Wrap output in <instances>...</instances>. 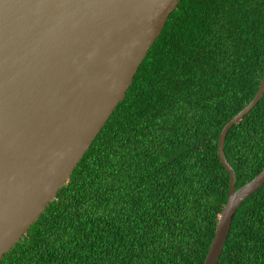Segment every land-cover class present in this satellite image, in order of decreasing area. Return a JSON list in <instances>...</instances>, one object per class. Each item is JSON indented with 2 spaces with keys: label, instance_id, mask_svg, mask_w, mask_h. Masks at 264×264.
Instances as JSON below:
<instances>
[{
  "label": "trees",
  "instance_id": "trees-1",
  "mask_svg": "<svg viewBox=\"0 0 264 264\" xmlns=\"http://www.w3.org/2000/svg\"><path fill=\"white\" fill-rule=\"evenodd\" d=\"M264 75V0H181L70 179L0 264H203L226 205L225 124ZM236 188L264 169V94L229 130ZM218 264H264V185Z\"/></svg>",
  "mask_w": 264,
  "mask_h": 264
},
{
  "label": "water",
  "instance_id": "water-1",
  "mask_svg": "<svg viewBox=\"0 0 264 264\" xmlns=\"http://www.w3.org/2000/svg\"><path fill=\"white\" fill-rule=\"evenodd\" d=\"M181 0H0V261L66 185L127 90ZM229 194L203 264H218L242 203L264 169Z\"/></svg>",
  "mask_w": 264,
  "mask_h": 264
}]
</instances>
